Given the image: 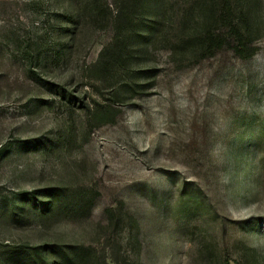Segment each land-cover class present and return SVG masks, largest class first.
I'll return each mask as SVG.
<instances>
[{
  "label": "rangeland",
  "instance_id": "obj_1",
  "mask_svg": "<svg viewBox=\"0 0 264 264\" xmlns=\"http://www.w3.org/2000/svg\"><path fill=\"white\" fill-rule=\"evenodd\" d=\"M147 1L0 0V264H264V0Z\"/></svg>",
  "mask_w": 264,
  "mask_h": 264
},
{
  "label": "trees",
  "instance_id": "obj_2",
  "mask_svg": "<svg viewBox=\"0 0 264 264\" xmlns=\"http://www.w3.org/2000/svg\"><path fill=\"white\" fill-rule=\"evenodd\" d=\"M219 3H216V0H212L210 1L212 4L209 6V11L211 12V18L212 20L217 19L218 21H220V23L222 24H228L229 27L232 29V33L236 34V37L238 38V41H240V43H243L245 41V36L239 31V29L237 28V26H235L232 22V4L230 0H219ZM220 5V14L217 16L218 11H216L217 6ZM148 6V1L147 0H129L128 4L126 5L127 7V11L124 12H117L116 14V19L118 21H123L124 23H127L128 25H133V18L134 15H136L138 12V10H143L146 7V11H149V9L152 10V7L150 8V6L147 8ZM120 32V26H118L117 28ZM213 30H207L205 31V35L208 37V42L210 45H213L214 43H216L218 40L215 38L214 35V31ZM143 36H145V41L149 40V38L151 37V35H149L148 31L144 30V32H141ZM120 35V34H119ZM121 36H118L117 38L120 39ZM116 39V43L114 45V53H118L120 50L118 49V47L121 45L120 41ZM122 39V38H121ZM120 39V40H121ZM207 43V40L205 41ZM122 43V42H121ZM206 46V51L211 50V47L209 45H205ZM121 52V51H120ZM122 55H120L119 58H121ZM109 59V61L107 62V59ZM116 55H110V57H107L105 60H103L102 62V66L99 69L102 72V75H106V73L108 72L109 68L111 67L112 64L114 63H119V59L115 60ZM105 73V74H104ZM104 78V77H102ZM106 115V113H104ZM103 115V114H102ZM108 115V114H107ZM52 206H49L47 208V210L52 209ZM89 253V252H88ZM81 258V254L76 252V249H72L70 246H62L60 248V252L56 253L55 250L48 249L47 250V257L45 260V264H78Z\"/></svg>",
  "mask_w": 264,
  "mask_h": 264
}]
</instances>
